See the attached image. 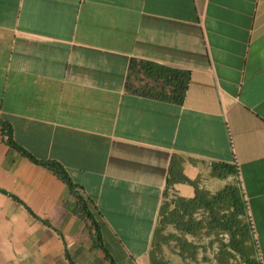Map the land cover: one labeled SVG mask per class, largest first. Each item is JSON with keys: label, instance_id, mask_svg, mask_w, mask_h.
<instances>
[{"label": "crops", "instance_id": "0c3cea01", "mask_svg": "<svg viewBox=\"0 0 264 264\" xmlns=\"http://www.w3.org/2000/svg\"><path fill=\"white\" fill-rule=\"evenodd\" d=\"M0 118V264H264V0H0Z\"/></svg>", "mask_w": 264, "mask_h": 264}, {"label": "trees", "instance_id": "16d2710c", "mask_svg": "<svg viewBox=\"0 0 264 264\" xmlns=\"http://www.w3.org/2000/svg\"><path fill=\"white\" fill-rule=\"evenodd\" d=\"M175 78L180 79L181 83H184L185 77H179L176 76ZM179 84L177 86V93H182L184 90V85L183 84ZM0 126L2 127V129L4 131L7 132L8 134V138L11 142L12 145H15L16 148H18L20 151H22L25 155H27L28 157H30L31 159H33L34 161H37L39 163H41L42 165L48 167L49 169L54 170L55 172H57L59 175H61L72 187H74L72 180L70 179L68 173L66 172V170L63 168V166L60 163H57L55 161H41V160H37L31 153H29L26 149H24L21 146H18L13 140H12V129L11 127L6 124L1 118H0ZM227 170L231 173H236V170L232 167L227 168ZM228 191L231 192V194L234 197V202H235V210L234 212H231V214L228 216V218H225V221L222 222V224L228 228L229 230H233L234 225L237 226V224H239L238 222V215L239 214H246L247 215V204L246 202L242 201V199L239 196V193L236 192L235 189L233 188H228ZM248 218V216H247ZM243 229V227H242ZM244 231L245 234L243 233V231L241 230V233H243L244 237H246L247 239L252 238V229L250 226V221L248 220L247 225H245L244 227ZM233 232V231H232ZM233 239V238H232ZM234 245H237V240H235V236H234V241H232ZM247 264H262V262L260 260L257 259V257H251L247 259Z\"/></svg>", "mask_w": 264, "mask_h": 264}, {"label": "built area", "instance_id": "2783aa9c", "mask_svg": "<svg viewBox=\"0 0 264 264\" xmlns=\"http://www.w3.org/2000/svg\"><path fill=\"white\" fill-rule=\"evenodd\" d=\"M251 225H252V230L254 229V224L253 221L251 220Z\"/></svg>", "mask_w": 264, "mask_h": 264}, {"label": "rangeland", "instance_id": "374dc122", "mask_svg": "<svg viewBox=\"0 0 264 264\" xmlns=\"http://www.w3.org/2000/svg\"><path fill=\"white\" fill-rule=\"evenodd\" d=\"M238 176V175H237ZM239 177V176H238Z\"/></svg>", "mask_w": 264, "mask_h": 264}]
</instances>
